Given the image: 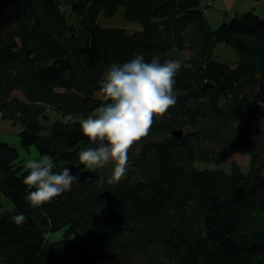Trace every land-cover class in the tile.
<instances>
[{"label": "trees", "instance_id": "obj_1", "mask_svg": "<svg viewBox=\"0 0 264 264\" xmlns=\"http://www.w3.org/2000/svg\"><path fill=\"white\" fill-rule=\"evenodd\" d=\"M200 4L0 0L9 14L0 117L19 125L36 159L51 157L53 171L66 162L88 171L77 153L98 144L80 122L104 103L96 92L108 66L136 55L182 65L176 104L129 149L119 181L89 169L34 207L26 196L35 188L23 183L30 170L16 146L0 141V264H264V18L247 10L213 28ZM118 13L137 29L100 23V14ZM221 43L233 47L235 63L213 57ZM231 151L250 155L247 171L235 161L229 170L199 165ZM21 213L26 222L17 225Z\"/></svg>", "mask_w": 264, "mask_h": 264}, {"label": "clouds", "instance_id": "obj_2", "mask_svg": "<svg viewBox=\"0 0 264 264\" xmlns=\"http://www.w3.org/2000/svg\"><path fill=\"white\" fill-rule=\"evenodd\" d=\"M181 66L177 60L161 63L159 56L145 62L143 55L108 66L98 82L104 103L80 122L82 134L98 146L80 150L77 153L80 164L94 170L111 161L114 168L109 182L119 181L125 174L129 149L148 135L154 117L163 116L176 104L174 78ZM25 167L30 172L23 183L35 188L26 199L34 207L70 191L80 179L79 173H73L71 167L53 171L55 165L51 157L29 159ZM12 220L23 225L26 216L21 213Z\"/></svg>", "mask_w": 264, "mask_h": 264}, {"label": "rangeland", "instance_id": "obj_3", "mask_svg": "<svg viewBox=\"0 0 264 264\" xmlns=\"http://www.w3.org/2000/svg\"><path fill=\"white\" fill-rule=\"evenodd\" d=\"M7 13H3L2 11H0V36H4V32L7 29V22L6 19L8 18ZM74 19L79 20L80 19L77 17L76 14L73 15ZM100 18V23L101 24H105V25H123L127 28H129L130 30H135L137 29L138 24L135 23H128L124 20V17H122V15L120 13L116 14L114 17H110L107 14H100L99 16ZM222 46H219L215 48V52L213 57H215V59H219L224 63H228V64H233L235 62H233V60H235L236 56L232 55L233 52H227V50L221 49ZM183 55V54H182ZM182 55H176V59L178 60H183L184 58H182ZM232 55V56H231ZM234 56V57H233ZM99 95V91L96 92ZM52 118H60V115L55 113L54 111L52 113H50ZM54 116V117H53ZM19 125L14 123L13 121H11L10 119H2L0 117V141H5L7 143H11L12 145L16 146L19 150V153H21V164L22 163H26L27 160L29 159H36L37 157H41L40 153H38L37 148L33 145L30 149H27L23 143L21 142V138L19 135ZM227 157L225 159H223L222 161H220V163H203L200 162L199 165L201 167H223L227 170H229L231 168V164L232 162H237L239 164V166H241L245 171H247L249 169V163H250V155H248L245 152H236V151H231V153H228L226 155ZM129 167V164L127 163L126 169ZM102 170H104L105 172H107L108 174L111 175L112 170L114 168V163L113 162H109L106 165H104L103 167H101ZM126 172V170H125ZM7 206V205H6ZM262 218V220H264V215H259L258 216V221H260L259 219ZM62 231H57V232H50L48 235L49 237H51L52 239H58L61 236Z\"/></svg>", "mask_w": 264, "mask_h": 264}, {"label": "crops", "instance_id": "obj_4", "mask_svg": "<svg viewBox=\"0 0 264 264\" xmlns=\"http://www.w3.org/2000/svg\"><path fill=\"white\" fill-rule=\"evenodd\" d=\"M200 3V8L204 9L208 23L213 28L218 27L225 21H229L238 13L247 12V10H253L264 18V0H200ZM217 46L218 49L219 46H222L221 49L225 48L227 52L232 51V55H236L231 45L221 43Z\"/></svg>", "mask_w": 264, "mask_h": 264}, {"label": "water", "instance_id": "obj_5", "mask_svg": "<svg viewBox=\"0 0 264 264\" xmlns=\"http://www.w3.org/2000/svg\"><path fill=\"white\" fill-rule=\"evenodd\" d=\"M183 129H175V130H172V134L175 136H182L183 134ZM64 167H71L72 168V171L73 173H76L78 172L79 173V176H80V179L87 176L89 174V169L88 171L87 170H81L78 166H76L74 163L72 162H66L65 164H62L61 166H59V168L56 170V172H59L61 171ZM75 185V183L73 184ZM72 185V186H73ZM67 191L63 192V193H66ZM62 193V194H63Z\"/></svg>", "mask_w": 264, "mask_h": 264}]
</instances>
